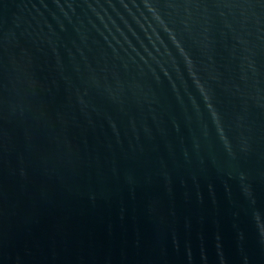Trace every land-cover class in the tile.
Instances as JSON below:
<instances>
[{
  "label": "water",
  "instance_id": "1",
  "mask_svg": "<svg viewBox=\"0 0 264 264\" xmlns=\"http://www.w3.org/2000/svg\"><path fill=\"white\" fill-rule=\"evenodd\" d=\"M0 264H264V0H0Z\"/></svg>",
  "mask_w": 264,
  "mask_h": 264
}]
</instances>
